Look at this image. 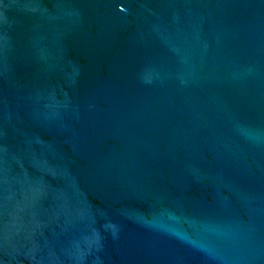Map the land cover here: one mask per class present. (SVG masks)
I'll use <instances>...</instances> for the list:
<instances>
[{"label": "water", "instance_id": "water-1", "mask_svg": "<svg viewBox=\"0 0 264 264\" xmlns=\"http://www.w3.org/2000/svg\"><path fill=\"white\" fill-rule=\"evenodd\" d=\"M0 264H264V0H0Z\"/></svg>", "mask_w": 264, "mask_h": 264}]
</instances>
